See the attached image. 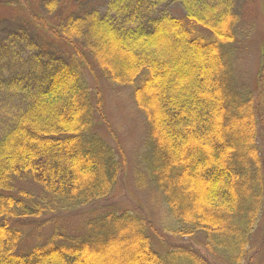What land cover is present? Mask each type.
Returning a JSON list of instances; mask_svg holds the SVG:
<instances>
[{"label": "trees", "instance_id": "trees-1", "mask_svg": "<svg viewBox=\"0 0 264 264\" xmlns=\"http://www.w3.org/2000/svg\"><path fill=\"white\" fill-rule=\"evenodd\" d=\"M104 2L106 11L93 13L87 27L79 20L60 25L35 0H0L68 54L62 62L31 45L22 62L24 74L49 81L22 95L7 114L13 125L0 136V264H211L212 256L246 264L264 214V103L239 82L234 65L241 25L235 0ZM125 17L128 30L115 35ZM83 31L89 45L78 35ZM13 51L0 46V60L9 65ZM9 67L0 69L3 75ZM86 68L133 87L147 125L148 182L161 193L170 231L198 240V248L158 247L145 216L109 206L89 217L79 235L25 244V222L92 210L119 186L124 160L97 130L103 104ZM9 80L13 88L29 87L21 78ZM6 82L0 76V87Z\"/></svg>", "mask_w": 264, "mask_h": 264}, {"label": "rangeland", "instance_id": "rangeland-1", "mask_svg": "<svg viewBox=\"0 0 264 264\" xmlns=\"http://www.w3.org/2000/svg\"><path fill=\"white\" fill-rule=\"evenodd\" d=\"M35 1L38 5L37 10L59 22L60 25H67L75 20L88 23V20L93 17V13L106 11L105 0H75V6L69 4L71 0ZM67 4L70 5L72 12H69L66 17ZM171 7L173 6L169 5L168 8ZM233 8L241 18L239 39L233 59L239 82L256 89L258 100L262 102L263 99L264 103V0H235ZM19 13L20 11L15 10L13 6L0 5V46L7 45L14 50L13 57L6 60V62L10 61L9 65L5 63V58L0 60V69L10 66L5 75L0 71V74L2 73L0 76L8 79V83L6 82L4 86L0 87V136L13 125L7 114H14L12 108L17 106L19 100V104L24 101L22 95H27L40 88L41 82L46 84L49 81L46 76L42 80L43 75L35 74L32 77L29 73L24 74L25 64L23 63L25 55L31 52V45H36L39 49L45 47L47 55L54 60L64 62L68 57V54L61 50L54 41L42 40L37 29ZM175 15L178 16L179 13H175ZM127 20L126 17L123 19L124 23L121 28H114L115 35H122V32L128 30ZM86 26L90 27L91 25L89 26L88 23ZM144 28L151 31L153 27L150 23H145ZM78 35L82 36L81 39L85 41L86 45L90 44L89 31L87 33L83 31V35ZM102 35L99 32L96 36L99 38L101 46L105 41ZM14 53L17 55L15 56ZM85 75L93 92L98 94L99 104H103L104 123L100 124L98 118L97 130L122 153L120 158L124 160V166L119 186L111 198L98 203L92 210H89L91 208L89 207L85 210L51 214L42 217V219L25 222L23 225L25 244L33 246L45 243L53 237L58 238L60 235H79L84 231L89 217L96 214L98 209L109 206L117 211L126 209L145 216L154 226V231L156 229L153 238L158 247L164 246L168 249L176 246H184L187 249L198 248L201 245L198 240L178 239L170 231L172 220L161 193L148 182L147 165L151 159H148L150 148L147 144V125L143 113L133 100V87L96 78L89 68L85 69ZM20 78L29 87L20 85L19 88H13L9 85L12 84L9 79ZM12 92H17V94L12 95ZM259 144L264 163V125L259 135ZM26 184L38 191L37 185L33 181L28 180ZM121 253H126V250H122ZM250 254L246 264H250L249 262L264 264V214L254 233ZM211 261V264H222L213 256Z\"/></svg>", "mask_w": 264, "mask_h": 264}]
</instances>
